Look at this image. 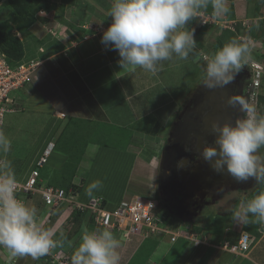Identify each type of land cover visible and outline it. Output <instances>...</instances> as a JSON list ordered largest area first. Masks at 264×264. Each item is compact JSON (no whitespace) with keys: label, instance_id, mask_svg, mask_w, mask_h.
I'll return each mask as SVG.
<instances>
[{"label":"rangeland","instance_id":"374dc122","mask_svg":"<svg viewBox=\"0 0 264 264\" xmlns=\"http://www.w3.org/2000/svg\"><path fill=\"white\" fill-rule=\"evenodd\" d=\"M43 1L49 5V9L45 12H37L27 36H22L15 30L13 31L14 35L24 41L25 57L23 61H39V65L31 74L28 83L18 93L17 108L21 109L20 112H22V103L23 113L7 115L4 122L5 125L0 128L11 142L10 150L6 154H0V157L12 162L14 173L17 172V175L15 173L16 178H18L19 171L22 174L23 168L29 166L30 161L34 164V151L38 147L37 151L41 152L43 138L47 136L45 138V146L53 144L52 142L47 144L52 133L50 129L56 124L54 123L55 116H59V110H66L67 103L62 95L71 96L70 90L68 93L66 91L62 92L63 88L66 85L70 86L71 82L60 80V74L53 69L55 55L60 51L59 45L63 44L68 47L67 49L76 48L77 42H74V39H77L78 34L81 35L79 29H94L99 20H105L107 17V15L100 13V8H102V11L109 12L112 4V0ZM4 4L5 2L0 3V23L7 20L11 14L10 9ZM227 7L229 9L228 12L219 18H213L211 7L206 11L202 10L201 14L197 15L187 25L189 30L194 29V39L197 42L196 47L187 60L174 58L171 61H165L161 70L155 74L142 69H137L134 72L138 76L134 75L137 78L133 80L137 82L132 84V86H134V89L140 90L135 97L138 108L142 106L144 107L143 109H153L164 100L165 94L172 93L174 98H181L185 92L192 91L200 81V74L204 75L202 67L205 62L207 63L205 57H210L213 51L219 50L227 42L233 39L239 40L238 37L250 47V59L247 63L258 62V65L262 68L261 85L258 93L264 95V0H227ZM213 25H216V27ZM39 53L46 55L43 58L45 60L44 64L43 59L36 58H39ZM71 53L70 51L68 54ZM84 54L87 55L88 53ZM258 56H260V60ZM99 57L97 56L95 60L89 58L85 65L89 69L97 68L98 64L96 63H100ZM72 60H74V56ZM59 68L63 72V68L61 66ZM101 69L100 67L98 70ZM102 72L103 74L105 73L104 70ZM247 72L251 77V72L248 70ZM45 75L48 80H46ZM101 75L98 74L93 77L90 75L88 80L82 79L84 83L91 87L90 89L87 86L88 89L85 91H82L83 84L80 81H76L75 85L73 84L71 91L74 90L73 93L75 95L70 99L73 108L70 105H68V108L73 109L72 112L74 114L71 115L70 113V115H67L68 119L62 120L67 126L61 131L62 133L60 132L61 144L53 152L55 154L54 158V154H50L49 158L50 160L62 161L63 157H67L69 161L74 162V159H76L75 154L87 149V153L90 155L94 147L102 146L104 152L96 154L93 161H91L87 179L79 175L78 179L75 180L77 185L81 184L82 181L85 182L84 185L82 184L81 194H86L85 189L92 181L101 180L103 187L95 192L94 195L104 198L107 203L106 207L113 209L117 206L114 201L120 197L121 192L124 190L128 193L125 199L133 196V193L137 194V191L141 192V194H146L148 190L153 192L158 175L156 171L154 172L151 162L154 165L158 163L159 156H157V153L162 147V138L166 133L164 131L159 133L158 130H155L153 135L134 136V130L131 127H127L123 132L122 127H120L122 126L120 123L125 118L128 119L130 117L129 112V114L125 112L126 116L118 118L114 108H110L105 116L102 115L101 107L98 106V109L96 105H93L97 100L101 102L102 92L107 87L102 83L107 75L105 73L104 77H100ZM56 78L60 81H56ZM91 79L92 81H89ZM128 79L130 80L131 77ZM128 79L127 81H129ZM155 80L158 83L154 84ZM149 85L154 86L149 88ZM162 85L164 86L160 89L161 92L152 93V87L157 89ZM112 88L113 86L110 89ZM129 90L131 91V88ZM81 91L82 93H80ZM255 100L256 98L253 102ZM253 102L250 105L252 107H254ZM62 105L65 107H62ZM257 108L260 111L259 107ZM168 124L166 125L167 127ZM66 141H69L67 143L69 147L67 148L65 147ZM127 145H135L139 148L138 151L141 152L140 156L143 158L141 160L146 162V164L150 161L148 166L151 168L145 166L141 175H138V171L135 170L134 174L128 176L134 154H130L131 152L129 151L133 152V150L128 148ZM258 154L264 156V148L260 149ZM56 156H59V158ZM54 166L59 167L57 165ZM54 171L57 170L51 169L48 165H44L42 169V172H45L48 176L55 175ZM245 182L246 185L240 186L241 182L237 181L238 186H234L232 189L222 186L224 191H220L216 200L214 202L213 200L209 201L200 211L201 213L199 212L203 217H198L201 221L197 223V229L201 234L207 235L208 240L216 238L213 242L223 245L227 240L233 242L238 235L246 233L244 225H237L232 222L228 212L229 209H239L242 201L251 199V193L259 185L255 178L251 177ZM262 191H264V188H262ZM257 194L259 193L256 192L255 195ZM136 197H139L138 194ZM152 197L154 198V195ZM149 199L152 198L149 197ZM29 202L31 205L36 204V201ZM61 211L58 210L53 217L56 214H60ZM38 217L42 218L39 213ZM55 219L54 221L52 220L50 228L54 227ZM65 219V221L59 222L61 223L60 227L55 228L56 232L53 237H57L59 234L72 236L76 232L78 225L76 223L73 224L69 217ZM170 219L174 222L172 218ZM173 222L170 223L174 224ZM163 225L174 231L181 230L182 234H185L183 230L197 231L196 228L190 229L191 226L189 224L184 225V228H173V225L165 222H163ZM252 225V222L248 224L249 227ZM259 227L258 232L261 238L264 235V224ZM253 229L251 228V230ZM111 232L113 235L115 234V238L120 242V247L117 250L121 256L120 264H264V256L262 257L264 254V238L258 241L257 237L252 233L254 236L253 245L248 249V253L242 254V258L235 256L229 251L219 250L220 253L222 252L220 254L215 249H212L213 251L202 247L194 249L193 242H186L187 240L184 238H179L178 243L170 244L167 235L161 238L158 237L155 240L156 237L149 234L144 241L140 242L136 239L131 243L135 236H139L138 234L125 236L122 231L120 235H117L118 232L116 230ZM253 233L256 235V232ZM182 239L185 241H182ZM155 241L157 242L156 247L150 253ZM135 242L139 243V245ZM253 247L254 252L251 254ZM2 249L0 247V264H45L47 262L46 260H40V258L34 260L30 256L11 257L9 252ZM148 253H150L149 256ZM219 254L221 255L220 257ZM52 264L58 263L53 262Z\"/></svg>","mask_w":264,"mask_h":264},{"label":"clouds","instance_id":"9594fccd","mask_svg":"<svg viewBox=\"0 0 264 264\" xmlns=\"http://www.w3.org/2000/svg\"><path fill=\"white\" fill-rule=\"evenodd\" d=\"M209 7L213 18H219L229 10L227 0H112L108 12L112 23L104 31L101 43L106 49L118 52V63L122 69L140 68L155 74L165 61L188 59L197 42L194 29L189 30L187 25ZM238 39L227 42L212 56L205 57L207 63L201 85L207 89L223 87L233 82L241 69H247L251 72L249 103L232 96L228 99L227 104L232 108L239 106L243 117L237 118L234 126L214 122L211 125L212 145H205L200 155L217 173L227 171L238 182L251 177L257 183H264V156L258 154L264 148V113H259L257 108L263 71L258 62L247 63L250 47ZM255 71L260 72L257 89L251 87ZM253 92H256L255 97ZM251 102L254 107L250 106ZM10 147V140L0 130V154H6ZM17 187L12 162L0 158V247L7 249L11 257L39 259L51 249L62 246L63 240L54 239L52 227L42 225L34 206L17 198ZM102 187L101 180H94L85 193L95 198L94 193ZM155 201L158 209L161 208L158 200ZM228 212L230 220L237 225L246 226L250 222L264 224V191L242 202L239 209H229ZM179 227L184 228V224ZM183 232L197 237L195 232ZM252 240L250 238L248 249L253 245ZM119 247L120 242L109 230L85 231L72 255L71 264H120ZM248 249L242 254L248 253Z\"/></svg>","mask_w":264,"mask_h":264},{"label":"flooded vegetation","instance_id":"af4514ba","mask_svg":"<svg viewBox=\"0 0 264 264\" xmlns=\"http://www.w3.org/2000/svg\"><path fill=\"white\" fill-rule=\"evenodd\" d=\"M203 79L204 76L192 91L175 100L177 107L165 131L156 164L158 205L181 223L195 222L205 204L216 200L222 186L231 189L238 186L227 171L215 172L200 153L205 145H212L214 122L234 126L235 120L243 117L239 106L232 108L227 101L232 96L249 103L250 76L243 68L233 82L215 89L201 85ZM199 178L202 180L196 187ZM242 185L246 182H241Z\"/></svg>","mask_w":264,"mask_h":264},{"label":"crops","instance_id":"0c3cea01","mask_svg":"<svg viewBox=\"0 0 264 264\" xmlns=\"http://www.w3.org/2000/svg\"><path fill=\"white\" fill-rule=\"evenodd\" d=\"M99 11L103 15H107L105 20L103 19L102 21H100V20H99V22L97 21L98 23H96V25L94 24L95 25L94 29H89V30L88 29H79V33H81V35L78 34L77 39H74V42H77V47L67 49L68 48L67 46L61 44V45H59L60 51L55 55L56 58L53 61V64L55 63L53 69H54V71H56V73L60 74V80L62 79V80H67L69 83L71 82L70 86L66 85L62 90V92L66 91L67 93L70 90L71 96L67 97L64 94L62 95L63 98L65 99V102L67 103L66 104L67 108L64 105H62V107H65L66 110L60 109L59 112L57 111L59 116H57V115L55 116L56 118H55L54 123H56V124H54V127H51L52 129H50V132L52 131V133H51L50 139L47 141V144L52 142L53 143L52 145L55 146L56 141L58 140L60 134L62 133L61 131L64 130L67 126L66 123H64L63 121L68 119L67 115H70V113H71V115L74 114V112H72L73 109L71 110L68 108V105H70L73 108L71 101H70V99L75 95L73 93L74 90L71 91L73 84L75 85L76 81H80L83 84L82 91H85L88 89L87 86H89V85L84 83L82 81V79L88 80V77L90 75H92V77L95 75H98V74L101 75V72L103 70L107 76L104 79V81H102V83H103V85H105L107 87L102 92L101 102L97 100V101H95V103L99 107H101L100 111H101V114L104 116L108 112V109L110 110V108H114V111L118 115V118L122 117V116L123 117L126 116L125 112H127V113L129 112L130 114L129 113L128 114L130 117H128V119L125 118L124 121H122L121 123L120 122H118V123H120L122 125L120 127H122V129H124V130L127 127H131L134 130V136H144V135H148V134L153 135V132H155V130L156 131L158 130L159 133H162L163 131L165 132L167 129L166 125L170 122L171 116L175 112V109L177 107V105L175 103V100L177 98H174L172 93H168L167 95L164 93L165 94L164 100L161 101L160 103H158L156 108L143 109L144 107H142V106H141V108H138L136 106L135 97L140 92V90L136 89V88L134 89V86H132V84H135L137 82V81L133 80L134 78H137V77H134V75L138 76L137 73H134V72H136L137 69L140 70V68H137L135 70L122 69L118 63V61L120 59L118 52L114 51V50L106 49L105 46L101 43V37H102L104 31H106L107 28L112 23V18L108 16V12L102 11V8H100ZM70 51L72 53L68 54ZM84 53H88V54L85 55ZM73 56H74V60H72ZM97 56H100L99 57L100 63L99 62L96 63V64H98L97 68L89 69L87 67V65H85V64H87L86 61L89 58H93V60H95L97 58ZM44 63H45V60L43 59V64ZM60 66L63 68V72H61V70L59 68ZM100 67L102 69L98 70ZM105 73L103 74V72H102V75L100 77H102V76L104 77ZM45 76H44V79H45ZM71 76H73L72 79H70ZM129 77H131L130 80L128 79ZM74 78H76L77 80ZM127 79L129 81H127ZM46 80H48L47 76H46ZM55 80L60 81L57 78ZM89 81H92V79ZM155 83H158L157 80H155L154 84ZM112 86H113V88L110 89ZM151 86H154V85H149V88ZM163 86L164 85L159 86V88H157V89H153L154 87H152L151 88L153 90L152 93H154L156 91L161 92L160 89ZM89 88L91 89L90 86H89ZM129 88H131V91L129 90ZM82 91L80 93H82ZM83 93H85V92H83ZM86 94H87V92H86ZM21 106H22V111H23V104L22 103H21ZM105 107H106V109H105ZM159 112H160V114H159ZM142 120H147L148 123H142ZM146 126H147V128H144ZM157 127H158V129H157ZM55 128H56V130H55ZM147 129H148L147 133L143 132V131H146ZM45 138H43V140H42L41 152L37 151L38 147L34 151V158L35 159L33 161H35V162L37 161V159L42 154L43 149L45 150L47 147V145L45 146V142H46ZM164 138H165V136L162 138V140ZM52 139H53V141H51ZM127 146H128V148L133 150V152L129 151V152H131L130 154H134L133 160H131L132 166L130 167V170L128 171V176H131V174H134L135 170L138 171V175H141L142 171H143L142 169H145L144 168L145 166H147L148 168H151L150 166H148L149 165L148 163L150 161L146 164V162L141 160L143 158L140 156L141 152L138 151L139 148H137L135 145H127ZM53 152H54V150H52L51 154H54ZM102 152H104V149L102 146L94 147V150H92L90 155L87 153V149L84 150L83 155H82V159L80 160L79 168L77 170V174L75 176L76 180L78 179L79 175H82L84 177V179H87L86 177H88L89 165H90L91 161H93L96 154H99V153L102 154ZM88 155H89V157H88ZM54 156H55V154L53 155V158H54ZM56 157L59 158V156H56ZM0 158H2V157H0ZM63 160H64V157H63ZM63 160L62 161H58L56 159L50 160V158H48L46 166L48 165V167H50L51 169L58 170L60 167L59 164L60 163L62 164ZM29 161H30V159H29ZM35 162H34V164H35ZM151 163H152V166H153L154 172H155L156 171V165H154L153 162H151ZM34 164H32L30 161L29 166H27L26 168L25 167L23 168L24 170H23L22 174H20V171L18 172L19 175L17 176L18 178H16V179L17 180H24L28 176V174L30 173ZM30 165H31V167H30ZM54 165H57L59 167H56ZM137 166H138V168H137ZM42 168H44V167H42ZM40 171H41V169H40ZM16 175H17V173H16ZM133 177H134V175H133ZM75 179H74V182L76 184ZM41 180L42 179L40 177V181ZM43 182H45V181H43ZM139 183H140V178H139ZM84 184H85V182H84ZM127 195H128L127 191L124 190L121 192L120 197H118L115 201L117 202V201H120L122 199H125V197H127ZM94 196H99V195H94ZM87 198H89V197L86 194H80L77 199L80 201H84ZM42 213H44V209L41 211L40 215H42ZM70 214H71L70 209H67L66 207L62 208V211L60 212V214H56V217H55L56 219H55V222L53 225L54 227L51 228V231L55 233L56 232L55 228H58L61 225V223H59V222L63 221V220L65 221L66 220L65 218H68L70 216ZM195 233H196L198 239L201 241V243L199 245H194L191 241H188V240L186 241L189 243L191 242L194 249L195 248L199 249V247H202V248H208L211 251H213L212 249H215V251H219L216 248L217 244H214L211 241V238H210V240H208L207 235L201 234L200 232H195ZM263 238H264V235H262L261 238L258 239V241L262 240ZM135 240L136 239H133L131 241V243ZM137 240L142 242L145 240V238L141 237V238H138ZM182 241H184V240H182ZM258 241H256V242H258ZM135 243L137 245H139V243H137V242H135ZM254 247L252 249L251 254L254 252ZM150 253H151V250H150ZM218 253H220V251ZM220 254H219V257L221 256ZM240 257L243 258V256H240Z\"/></svg>","mask_w":264,"mask_h":264},{"label":"built area","instance_id":"2783aa9c","mask_svg":"<svg viewBox=\"0 0 264 264\" xmlns=\"http://www.w3.org/2000/svg\"><path fill=\"white\" fill-rule=\"evenodd\" d=\"M38 65L39 61L25 62L23 60L10 64L0 52V127L4 125L7 115L20 111L17 108L18 93L23 90L24 85L28 83L31 74ZM252 66L256 68L254 64ZM259 84L260 72L255 71L251 87L257 89ZM252 95L255 97L256 92H253ZM52 149V144L47 146L35 162L28 176L24 180H17L18 199L27 202V196L40 197V201L44 206V213H42V218H39V220L45 228L51 224L54 213L66 207L70 209V212L73 209L89 212L93 216L96 230H116L118 235L122 231L125 236L138 234L142 238H146L149 234L159 237L167 235L170 244H174L179 238L191 241L194 245L200 244L195 234H182L181 230L173 231L164 226L158 217V206L154 199L133 197L120 201L113 209H107L102 207V197L80 201L71 190L65 192L63 189L47 186L42 180L40 181L39 170L46 165ZM249 241V236L244 233L240 235L236 243L225 242L223 245L218 246L217 249L240 255L247 251ZM46 256L51 259V262L68 264L67 257L53 252L52 249Z\"/></svg>","mask_w":264,"mask_h":264},{"label":"trees","instance_id":"16d2710c","mask_svg":"<svg viewBox=\"0 0 264 264\" xmlns=\"http://www.w3.org/2000/svg\"><path fill=\"white\" fill-rule=\"evenodd\" d=\"M1 2H5L4 5H6L7 8L10 9L11 14L7 20L0 23V52L6 57L7 61L10 64H13V63L22 61L25 57L24 41L19 39L16 35H14L13 31L15 30V32L20 33L22 36H27L29 28L34 23V17L37 15V12L47 11L49 9V5L47 3H45V1H43V0H0V3ZM216 51H218V50H216ZM216 51H213L211 56ZM38 56H39V58L36 57L37 59H40V58L43 59L44 57H46V55L42 54V53H39ZM259 57L260 56H258V58ZM254 58H256V57H254ZM258 58H256V59H258ZM260 59L261 58H259V60ZM205 66H206V62L204 63L202 68L204 69ZM203 74H204V72H203ZM202 76H204V75L200 74V77H202ZM257 102H258V106L260 109L259 113H264V95L259 94L258 98H257ZM93 105H96V107L99 109L98 105L95 102ZM18 113H23V111L22 112L19 111V112L14 113V114H18ZM142 123H148V121L142 120ZM4 125H5V123H4ZM2 127H0V128H2ZM144 128H147V126ZM123 131H124V129H122V132ZM143 132L147 133L148 129L146 131H143ZM68 142L69 141H66V146H65L66 148L69 147V145L67 144ZM59 144H61L60 137L56 141V144L54 146V148H55L54 151L59 147ZM84 150H82L80 153L74 155V156H76V159L73 158L75 160L74 162L69 161L68 158L65 157L62 164L60 165L59 169L57 171H54L55 175L48 176V174H45V172H42L43 168H41V171L39 170L41 179L43 181H45L44 183H46L47 186H50L53 188H60V189H63L65 192H68L69 190H71L72 193L74 194V196H77V198H78V196L82 193L84 181H82L81 184L77 185V184H75L74 179H75V176L77 174V170L79 168L80 160L82 159V155H83ZM72 152H74V151L72 150ZM15 173H17V172H15ZM261 184H262V186H261ZM261 187L264 188V183H259L257 189H255L251 193L252 197L255 196L256 192L257 193L261 192V190H262ZM136 193L138 194L139 197H144L146 199H149V197H150L154 200L155 199L159 200L155 188H154L153 192L148 190V192L146 194L144 193L145 195L141 194V192H139V191H137ZM133 194L134 195L131 196L130 198H133L137 195L135 193H133ZM152 195H154V198L152 197ZM94 197H99V196H94ZM90 198L91 197L87 198L84 201H87ZM243 199H244V197H243ZM29 201H33V202L36 201V204L34 203V205H31V203ZM28 202L31 206H34L38 210V213H41V211L44 208L43 204L40 201L39 196H37V197L27 196V203ZM114 203H116V205H118L119 201H117V202L114 201ZM106 206H107L106 200L104 198H102V207L107 208ZM157 211L159 213L158 217L160 218L162 223L163 222L169 223V225H173V228H175V227L180 228L179 225H181L182 223L178 219H176L175 217H172V215H170L166 210H164L163 208H159ZM55 217L56 216H54L52 218L53 221H54ZM200 217H203V216L200 215ZM69 218L73 224L76 223L78 225L76 232L72 236L59 234L57 237H54V239H56V240L58 237H59L58 240H63V244H62V246H58L56 248H53L52 250L54 252H58L59 255L67 257L68 258V264H71L72 255H73L74 251L79 247V244L81 243V238H82V235L84 234V232L85 231H95L96 229H95L93 216L87 211H79V210L73 209ZM170 218H172L174 220V222L171 221ZM200 221H201V219L197 218L195 222H192V224L191 223H183V224L184 225L189 224L191 226L190 229L196 228V230H197V231H192V230H188V231L199 232V230L197 229L198 228L197 223ZM170 222H173L174 224H171ZM252 223H253V225L251 227H249L248 225H246V226L244 225V230H246L245 232L249 235V238H251V240H252V238H254V236L257 237V240H258L260 238L258 230H259V228H260L259 226H261V224L255 223V222H252ZM49 227H50V225L47 226V228H49ZM251 228H254V229L251 230ZM169 229L171 230V228H169ZM99 230H105V229H99ZM253 232H256V235ZM158 237L159 236H156L155 240H157ZM161 237H163V236H161ZM161 237H159V238H161ZM238 237H239V235L237 236L235 241H233L232 243H235L237 241ZM215 240H216V238L211 239L212 242ZM178 242H179V240H178ZM213 243L216 244L215 242H213ZM156 244H157V242L155 241V243H153L152 248L150 250L153 251V249L156 247ZM217 245H219V244H217ZM2 250H4V251L6 250V252H8V250L5 248H3ZM135 253H137V252H135ZM149 254L150 253H148V256H149ZM40 260H43V261L46 260L47 262L46 263L44 262L45 264H52L53 263V262H51V259L46 255L40 257Z\"/></svg>","mask_w":264,"mask_h":264},{"label":"water","instance_id":"95a60500","mask_svg":"<svg viewBox=\"0 0 264 264\" xmlns=\"http://www.w3.org/2000/svg\"><path fill=\"white\" fill-rule=\"evenodd\" d=\"M163 156H164V160H166V158H167V153H164ZM201 180H202V179H200V178H199V180H196V184H195L196 187H199V186H200V182H201Z\"/></svg>","mask_w":264,"mask_h":264}]
</instances>
